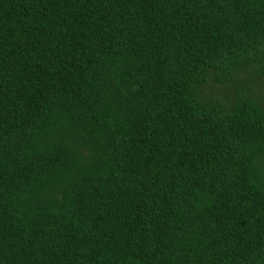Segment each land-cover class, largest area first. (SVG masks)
I'll return each mask as SVG.
<instances>
[{"label":"trees","instance_id":"16d2710c","mask_svg":"<svg viewBox=\"0 0 264 264\" xmlns=\"http://www.w3.org/2000/svg\"><path fill=\"white\" fill-rule=\"evenodd\" d=\"M260 87L264 0H0V264H264Z\"/></svg>","mask_w":264,"mask_h":264},{"label":"rangeland","instance_id":"374dc122","mask_svg":"<svg viewBox=\"0 0 264 264\" xmlns=\"http://www.w3.org/2000/svg\"><path fill=\"white\" fill-rule=\"evenodd\" d=\"M223 88L224 87L222 85H219V86L214 87V88H208L205 92V95L207 97L219 98L221 96V93L224 91ZM260 90L264 93V89L262 87H260Z\"/></svg>","mask_w":264,"mask_h":264}]
</instances>
